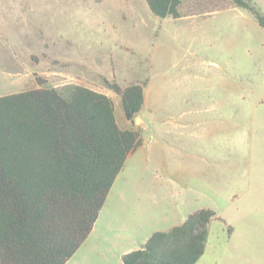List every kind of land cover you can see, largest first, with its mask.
<instances>
[{
    "label": "rangeland",
    "instance_id": "obj_1",
    "mask_svg": "<svg viewBox=\"0 0 264 264\" xmlns=\"http://www.w3.org/2000/svg\"><path fill=\"white\" fill-rule=\"evenodd\" d=\"M182 2V17L159 19L145 0H0V96L105 94L142 138L116 181L138 184L127 218L209 209L195 264H264V28L228 0ZM105 80L143 87L133 121Z\"/></svg>",
    "mask_w": 264,
    "mask_h": 264
},
{
    "label": "trees",
    "instance_id": "obj_2",
    "mask_svg": "<svg viewBox=\"0 0 264 264\" xmlns=\"http://www.w3.org/2000/svg\"><path fill=\"white\" fill-rule=\"evenodd\" d=\"M159 19L182 17V0H145ZM264 28L252 0H228ZM210 11H196L208 15ZM133 121L141 111L140 84L105 80ZM142 146L138 131L120 129L112 100L66 84L0 96V264H65L90 234L127 158ZM209 209L153 233L121 264H195L203 255Z\"/></svg>",
    "mask_w": 264,
    "mask_h": 264
},
{
    "label": "crops",
    "instance_id": "obj_3",
    "mask_svg": "<svg viewBox=\"0 0 264 264\" xmlns=\"http://www.w3.org/2000/svg\"><path fill=\"white\" fill-rule=\"evenodd\" d=\"M138 150L127 158L122 171ZM119 175L107 195L90 234L65 264H121V257L124 254L141 249L153 233L168 231L182 224L187 215L197 211H189L183 215L182 212H178L182 218L179 223L174 224L171 223L170 217L175 214L167 215L168 212L165 209L157 220L131 222L127 214L133 205L134 199L132 198H136L134 194L138 184H117Z\"/></svg>",
    "mask_w": 264,
    "mask_h": 264
}]
</instances>
